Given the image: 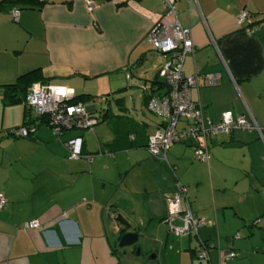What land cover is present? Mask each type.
I'll use <instances>...</instances> for the list:
<instances>
[{
    "label": "crops",
    "instance_id": "crops-1",
    "mask_svg": "<svg viewBox=\"0 0 264 264\" xmlns=\"http://www.w3.org/2000/svg\"><path fill=\"white\" fill-rule=\"evenodd\" d=\"M169 1L190 29L193 53L182 63L184 75L198 74L190 99L212 121L228 111L264 128V27L257 22L264 0ZM93 2L90 10L84 0H34L31 7L0 0V264H123L112 211L144 236L151 262L143 264H264V142L235 129L207 139V161L194 157L188 140L170 145L167 162L150 156L147 138L163 120L146 107L142 87L166 88L157 73L164 57L146 35L164 4ZM240 9L252 16L250 33L236 23ZM34 68L44 83L83 95L98 122L56 134L41 120L30 137L4 135L34 117L21 101L23 87L6 92L4 85ZM203 74H215L217 84ZM73 137L82 138L77 158L68 156ZM177 181L205 221L196 234L175 235L164 220ZM31 220L37 228L26 226ZM200 242L212 243L205 259L195 254ZM228 251L234 254L224 258Z\"/></svg>",
    "mask_w": 264,
    "mask_h": 264
},
{
    "label": "built area",
    "instance_id": "built-area-1",
    "mask_svg": "<svg viewBox=\"0 0 264 264\" xmlns=\"http://www.w3.org/2000/svg\"><path fill=\"white\" fill-rule=\"evenodd\" d=\"M88 9L94 7L93 0H84ZM165 13L152 26L146 35V40L152 47L164 57V61L157 73L165 85V92L156 94L150 85H143L147 96L146 107L150 112L162 118L160 127L149 135L146 141V150L149 155L166 160V152L175 142L190 141L194 157L200 161H207V139L219 133H230L232 130L241 129L255 131L264 142V128L260 127L249 115L232 116L225 111L219 120L212 121L202 114L201 105L189 97L191 86L197 82L198 74L184 75L182 63L184 57L193 53V45L189 27H182L176 18V8L169 0H162ZM12 19L18 17V9L11 11ZM252 16L246 9H240L236 15V23L244 33H250L254 24H250ZM259 25L264 27V21ZM207 84H217L215 74H203ZM72 92L62 85L49 83H33L22 96L21 101L26 108L34 114L33 121L4 130V135L15 138L30 137L36 124L41 120L47 123L56 134L62 130L71 128H91L97 118L88 112L86 105L80 101L70 102ZM179 122L185 125L179 127ZM81 137H73L66 141L68 156L77 158L81 155ZM92 156H87L90 160ZM176 191L168 198L166 206L165 222L169 230L175 235L196 234L197 229L205 221L194 215L186 200L185 187L176 182ZM264 193V185H262ZM5 204V198L0 193V208ZM177 220V222H175ZM38 220L29 221L28 228H37ZM212 243L200 242L195 251L199 259L207 258L208 249ZM232 251L224 252L223 257L233 255Z\"/></svg>",
    "mask_w": 264,
    "mask_h": 264
},
{
    "label": "water",
    "instance_id": "water-1",
    "mask_svg": "<svg viewBox=\"0 0 264 264\" xmlns=\"http://www.w3.org/2000/svg\"><path fill=\"white\" fill-rule=\"evenodd\" d=\"M108 219L113 223V228L117 236V246L123 251L127 247H134L135 254H138L137 242L141 237L138 229L121 212L112 211L107 214ZM139 223H141L139 221Z\"/></svg>",
    "mask_w": 264,
    "mask_h": 264
},
{
    "label": "trees",
    "instance_id": "trees-1",
    "mask_svg": "<svg viewBox=\"0 0 264 264\" xmlns=\"http://www.w3.org/2000/svg\"><path fill=\"white\" fill-rule=\"evenodd\" d=\"M14 3H20L21 5H23L24 7H31V3L34 0H12ZM36 1H40V0H36ZM17 9V8H16ZM264 21V17H262L261 19H259L258 24L260 22ZM250 24H254L253 19H251ZM261 26V25H260ZM46 80V77L44 75H42V73L40 72L39 68H34L31 69L23 74H20L16 81L11 83V84H6L4 85L6 92H9L10 90H14L16 88H20L23 87V91L25 93V91L27 90V88L34 82H39V83H44ZM164 83V82H163ZM153 84H151L150 86H152ZM147 98V96H146ZM83 100V95H77V96H72L70 102H77L80 101L82 102ZM83 103V102H82ZM27 112H29L28 109H26ZM97 118V117H96ZM34 119V118H33ZM98 118L97 121L98 122ZM33 121V120H32ZM30 122V121H29Z\"/></svg>",
    "mask_w": 264,
    "mask_h": 264
},
{
    "label": "rangeland",
    "instance_id": "rangeland-1",
    "mask_svg": "<svg viewBox=\"0 0 264 264\" xmlns=\"http://www.w3.org/2000/svg\"><path fill=\"white\" fill-rule=\"evenodd\" d=\"M137 246H138V250L140 251L138 254H135L136 249L134 247H127L125 250H128V252L126 253L125 251H123V249H121L117 246V242H116L115 248L117 250H119L118 255L121 257L123 264L128 263L127 258H129L130 262H137L139 264H143V262H151V260L148 259L149 255L146 252L147 250L145 249V238H144V236L141 235L140 239L137 242ZM131 250H133V252H130ZM128 256H131V257H128Z\"/></svg>",
    "mask_w": 264,
    "mask_h": 264
}]
</instances>
